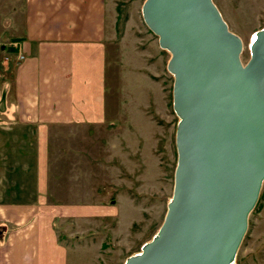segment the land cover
I'll list each match as a JSON object with an SVG mask.
<instances>
[{
    "label": "rangeland",
    "instance_id": "rangeland-1",
    "mask_svg": "<svg viewBox=\"0 0 264 264\" xmlns=\"http://www.w3.org/2000/svg\"><path fill=\"white\" fill-rule=\"evenodd\" d=\"M212 1L240 38L245 64L264 28V0ZM143 2L116 1L106 50L105 125L87 127L83 146L70 130L51 132L49 200L93 214L56 223L68 264H123L155 236L172 196L178 118L166 70L170 55L145 26ZM100 207L109 215H97ZM232 264H264V181Z\"/></svg>",
    "mask_w": 264,
    "mask_h": 264
},
{
    "label": "water",
    "instance_id": "water-1",
    "mask_svg": "<svg viewBox=\"0 0 264 264\" xmlns=\"http://www.w3.org/2000/svg\"><path fill=\"white\" fill-rule=\"evenodd\" d=\"M169 53L176 167L155 236L123 264H232L264 181V28L242 42L212 0H144Z\"/></svg>",
    "mask_w": 264,
    "mask_h": 264
},
{
    "label": "crops",
    "instance_id": "crops-1",
    "mask_svg": "<svg viewBox=\"0 0 264 264\" xmlns=\"http://www.w3.org/2000/svg\"><path fill=\"white\" fill-rule=\"evenodd\" d=\"M116 1L0 0V264H68L56 223L93 216L49 200L50 139L105 125Z\"/></svg>",
    "mask_w": 264,
    "mask_h": 264
},
{
    "label": "trees",
    "instance_id": "trees-1",
    "mask_svg": "<svg viewBox=\"0 0 264 264\" xmlns=\"http://www.w3.org/2000/svg\"><path fill=\"white\" fill-rule=\"evenodd\" d=\"M258 199H259V197H258ZM258 201V200H257ZM256 204H257V202H256Z\"/></svg>",
    "mask_w": 264,
    "mask_h": 264
},
{
    "label": "built area",
    "instance_id": "built-area-1",
    "mask_svg": "<svg viewBox=\"0 0 264 264\" xmlns=\"http://www.w3.org/2000/svg\"><path fill=\"white\" fill-rule=\"evenodd\" d=\"M21 58V57H20Z\"/></svg>",
    "mask_w": 264,
    "mask_h": 264
}]
</instances>
